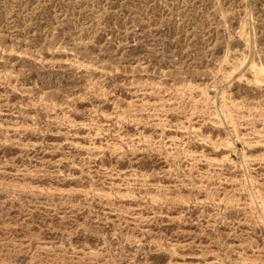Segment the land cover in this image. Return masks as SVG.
Returning <instances> with one entry per match:
<instances>
[{
    "label": "rangeland",
    "instance_id": "1",
    "mask_svg": "<svg viewBox=\"0 0 264 264\" xmlns=\"http://www.w3.org/2000/svg\"><path fill=\"white\" fill-rule=\"evenodd\" d=\"M0 264H264V0H0Z\"/></svg>",
    "mask_w": 264,
    "mask_h": 264
}]
</instances>
